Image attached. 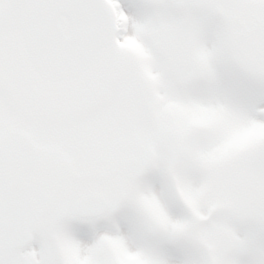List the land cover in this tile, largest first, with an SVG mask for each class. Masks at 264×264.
Returning <instances> with one entry per match:
<instances>
[{
    "label": "snow or ice",
    "instance_id": "6c2138e0",
    "mask_svg": "<svg viewBox=\"0 0 264 264\" xmlns=\"http://www.w3.org/2000/svg\"><path fill=\"white\" fill-rule=\"evenodd\" d=\"M0 264H264V0H0Z\"/></svg>",
    "mask_w": 264,
    "mask_h": 264
}]
</instances>
